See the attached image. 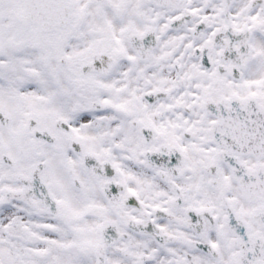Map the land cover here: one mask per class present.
Listing matches in <instances>:
<instances>
[{
    "label": "snow or ice",
    "instance_id": "snow-or-ice-1",
    "mask_svg": "<svg viewBox=\"0 0 264 264\" xmlns=\"http://www.w3.org/2000/svg\"><path fill=\"white\" fill-rule=\"evenodd\" d=\"M0 264H264V0H0Z\"/></svg>",
    "mask_w": 264,
    "mask_h": 264
}]
</instances>
